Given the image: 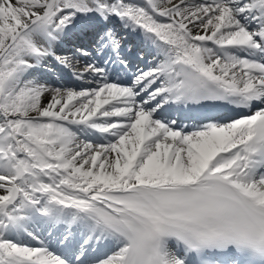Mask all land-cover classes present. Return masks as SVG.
Wrapping results in <instances>:
<instances>
[{
  "label": "snow or ice",
  "instance_id": "obj_1",
  "mask_svg": "<svg viewBox=\"0 0 264 264\" xmlns=\"http://www.w3.org/2000/svg\"><path fill=\"white\" fill-rule=\"evenodd\" d=\"M0 264H264V0H0Z\"/></svg>",
  "mask_w": 264,
  "mask_h": 264
}]
</instances>
